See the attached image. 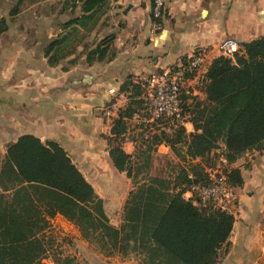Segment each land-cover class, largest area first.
<instances>
[{"label":"trees","instance_id":"1","mask_svg":"<svg viewBox=\"0 0 264 264\" xmlns=\"http://www.w3.org/2000/svg\"><path fill=\"white\" fill-rule=\"evenodd\" d=\"M107 2L64 0V9L80 4L82 13L63 20L56 36L44 42L43 53L49 64L76 49L77 40L81 41L79 32L94 28ZM111 40V34L98 40L87 50L86 60L113 56ZM202 77L205 98L193 95L185 103L192 131L187 132L181 124L172 133L160 129L144 138V126L139 138L145 146L134 155L120 143H110L114 165L135 184L117 226L105 214L102 198L58 142L41 141L25 133L10 143L0 165V264H44L51 238L43 230L49 224L47 216L56 212L75 223L81 235L104 255L133 256L140 264L216 263L218 250L232 230L234 215L210 198L201 202L183 193L192 183L207 185L219 175L230 186L242 184L237 166L216 176L208 171V160L218 146L222 145L227 163L264 146V35L242 42L233 59L224 54L212 58ZM142 105V96L133 98L124 113L128 115L137 107L139 111ZM125 128L120 113L112 132L120 135ZM161 142L187 160V167L171 176L149 173L148 151ZM196 157L199 160H192ZM56 261L73 264L74 257L56 256Z\"/></svg>","mask_w":264,"mask_h":264},{"label":"crops","instance_id":"2","mask_svg":"<svg viewBox=\"0 0 264 264\" xmlns=\"http://www.w3.org/2000/svg\"><path fill=\"white\" fill-rule=\"evenodd\" d=\"M12 1L0 0V20L4 19V29L0 31V165L8 145L21 134L58 142L102 198L110 222L122 219L132 182L124 170L114 165L109 145L118 142L134 155L135 143L144 127L137 117L138 107L123 116L126 124L123 133L115 135L112 125L134 93L143 95L149 73L203 50L204 66L187 79L194 95L203 99L202 76L211 59L221 54L220 40L233 36L241 45L264 35V0H165L157 28L151 23L152 0H108L106 11L93 28L96 40L87 50L111 34L114 55L87 61V50L83 51L82 44L76 46L77 52L75 49L57 63L49 64L43 53V15L40 13L34 26L28 28L20 19L19 8L13 11ZM62 11L55 13L57 21L82 13L80 4ZM60 30L57 24L45 31L53 38ZM184 126L187 132L193 130L189 119ZM157 150L174 154L165 142L159 143ZM242 161H245L240 167L242 186L234 187L238 195L234 204L239 209L244 201L253 202L255 198L260 203L254 201V206L263 204L264 146L246 151L234 166H240ZM193 194L189 188L185 189V197ZM47 218L60 221L62 227L71 222L60 212ZM260 226V220L253 214L236 215L228 244L214 264L257 261L256 254L262 256L264 251V231ZM76 232L74 239L84 247L78 252L80 259L84 253L94 251ZM120 257L116 254L114 259L118 261ZM134 263L140 264L136 259Z\"/></svg>","mask_w":264,"mask_h":264},{"label":"rangeland","instance_id":"3","mask_svg":"<svg viewBox=\"0 0 264 264\" xmlns=\"http://www.w3.org/2000/svg\"><path fill=\"white\" fill-rule=\"evenodd\" d=\"M15 0L12 1V8L13 11H15V8H19V13H20V19L23 21L28 28H31L34 26L35 18L41 13L43 15V24H44V30H43V38L44 42L49 38L48 36L50 33L46 34V31H50L51 28L54 29V27L58 24V27L61 28V23L62 20H56V15L55 13H61L63 12L62 10L64 9V0H17V2H14ZM108 3V2H107ZM81 6V5H80ZM108 6V5H107ZM68 7V6H66ZM65 7V8H66ZM77 11L79 10L78 7L75 8ZM64 13V12H63ZM58 17V16H57ZM48 27V28H46ZM46 30V31H45ZM32 35H34L33 29H30ZM78 36H81V41L76 42L78 45L84 44L83 51L87 50V46L89 44H92L97 37V34L94 33V29L92 30H82L79 32ZM83 36V37H82ZM77 52V48L75 50ZM139 94L134 93L133 97L130 98H139ZM196 99H200L195 95ZM133 106H136V103L133 104ZM123 116L126 115L121 113ZM135 128V127H134ZM131 131L133 129V126L131 125L130 127ZM128 132V130H127ZM141 139L138 138L136 141V148L135 152H137L140 148H143L145 145H141ZM180 144V143H178ZM156 149H150L148 152L150 153V161L149 165L147 167V171L151 174H161V175H174L176 172H178L181 167L184 166V168L188 165L187 160H183L180 158V156L177 154H169V153H164L163 151H158L157 148L158 146L155 145ZM182 149L184 148L183 145ZM163 149V148H162ZM214 157L210 160H208V163L210 162V166L208 171L214 176L216 174H222L225 173V170H228L231 166H234L235 161L231 163H227L223 154H222V145L218 146L217 148L214 149ZM207 163V162H205ZM245 161H242L237 167H243V164ZM142 176V172L137 173V177L140 178ZM128 177V176H127ZM128 180L132 182V178L128 177ZM232 186V185H231ZM242 186V185H240ZM190 187V186H189ZM237 185H233L232 189L235 192V188ZM131 188H135V184L132 182L131 183ZM131 189V190H132ZM253 194L255 193V190H252ZM236 194V192H235ZM193 196L198 198L201 202H207L210 199L207 197L202 196L201 194H198L197 192H194ZM250 196V194H249ZM231 198V197H230ZM238 198V195L236 194L235 197L231 198L228 200L226 203V208L233 213L234 217L239 214H253L255 217L260 220L261 223V229L264 231V201L263 204L255 205L254 206V201L258 203L259 200L255 198V200L245 202L242 208H238L237 205L234 204V200ZM212 200V199H211ZM213 203L219 206V201L213 199ZM221 203V202H220ZM246 204V206H245ZM236 214V215H235ZM120 218H122V213ZM243 218V217H242ZM122 219L117 220L116 222H111L114 225H119L121 223ZM65 221V220H63ZM67 222V221H65ZM78 230V233L80 234V237L85 241L87 246L92 248L94 251L93 253H84V256L80 259H78V252L84 250L83 245H80L77 243V240L74 239V234H76ZM44 234L46 236H49L51 238V245L48 248V253L46 256L42 259L44 264H58L56 261V256H64V255H70L74 257L73 264H104L105 261L112 262L114 264H126L130 262H134L135 257L133 256H128V257H120V260L114 259V255H104L102 252L98 250V247L94 244L86 240L80 233L77 225L75 223L67 222L64 224L62 227L61 222L53 219H49V224L47 227L44 228L43 230ZM264 235V232H263ZM263 242L262 245L264 247V237L262 238ZM226 242V241H225ZM225 242L222 244V246L218 250V254L222 253L224 250V247L226 246ZM98 255H97V254ZM263 255L259 256V254H256L257 261L251 259L250 261L246 262L247 264H258L259 258H261L260 264H264V251L262 252ZM106 257V258H105ZM133 258V259H132ZM88 262V263H87ZM244 261H240V264ZM239 264V263H238Z\"/></svg>","mask_w":264,"mask_h":264},{"label":"built area","instance_id":"4","mask_svg":"<svg viewBox=\"0 0 264 264\" xmlns=\"http://www.w3.org/2000/svg\"><path fill=\"white\" fill-rule=\"evenodd\" d=\"M164 5L165 0H152L151 23L154 28L160 25ZM218 47L221 54L231 57L240 50V44L233 36L221 39ZM205 61V52L197 50L177 64L167 65L149 73L146 90L142 95L143 105L137 111L139 122L147 126L144 130V138L160 129L172 133L187 121L189 113L185 103L194 95L192 88L187 84V79L202 68ZM189 189L219 201L222 207H226L228 200L236 195L223 175L214 177V181L207 185L192 183ZM183 194L185 195V191Z\"/></svg>","mask_w":264,"mask_h":264},{"label":"water","instance_id":"5","mask_svg":"<svg viewBox=\"0 0 264 264\" xmlns=\"http://www.w3.org/2000/svg\"><path fill=\"white\" fill-rule=\"evenodd\" d=\"M225 244H226V246H227V244H228V240H226ZM129 264H135V263H134V262H130Z\"/></svg>","mask_w":264,"mask_h":264}]
</instances>
